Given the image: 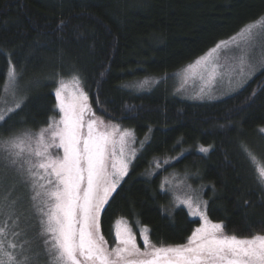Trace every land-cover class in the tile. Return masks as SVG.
I'll return each mask as SVG.
<instances>
[{
    "label": "trees",
    "instance_id": "obj_1",
    "mask_svg": "<svg viewBox=\"0 0 264 264\" xmlns=\"http://www.w3.org/2000/svg\"><path fill=\"white\" fill-rule=\"evenodd\" d=\"M263 16L264 0H0V89L14 69L22 98L0 122V139L46 127L59 113L58 80L79 79L94 115L149 136L99 222L89 215L105 242H117L119 218L148 228L157 249L189 239L199 221L173 207L164 168L151 171L155 160L183 151L172 168L198 172L209 218L240 238L264 234V69L211 101L184 99L166 82L149 92L132 85L173 75ZM82 179L71 231L77 263L88 264L78 251ZM37 213L0 202V264H55ZM8 250L15 257L7 259Z\"/></svg>",
    "mask_w": 264,
    "mask_h": 264
},
{
    "label": "rangeland",
    "instance_id": "obj_2",
    "mask_svg": "<svg viewBox=\"0 0 264 264\" xmlns=\"http://www.w3.org/2000/svg\"><path fill=\"white\" fill-rule=\"evenodd\" d=\"M263 69L264 16L173 75L146 77L132 85L136 91L149 92L166 82L184 99L211 101L237 92ZM16 81L15 70L10 69L0 89V122L22 101ZM56 93L59 113L46 127L0 139V202H8L15 212L23 208L31 215L38 212L55 264H78L71 229L76 206L73 202L78 199L83 176L86 193L79 204L83 225L78 251L88 264H264V234L240 238L226 232L222 223L212 221L207 214L205 184L197 181L198 172L192 167L172 168L189 153L184 151L174 160H155L151 171L164 168L162 189L170 194L173 207L186 209L199 221L189 239L157 249L148 228L138 225L136 229L129 220L119 218L113 230L117 242H105L98 223L93 231L90 229L89 215L91 220L95 215L99 222L100 213L149 136L139 139L134 129L94 115L87 109L89 96L79 79H59ZM85 108L88 115L84 113L87 118L82 122ZM197 150L207 154L210 147ZM5 254L7 259L15 257L10 250ZM129 257L132 260L128 262L125 258Z\"/></svg>",
    "mask_w": 264,
    "mask_h": 264
},
{
    "label": "water",
    "instance_id": "obj_3",
    "mask_svg": "<svg viewBox=\"0 0 264 264\" xmlns=\"http://www.w3.org/2000/svg\"><path fill=\"white\" fill-rule=\"evenodd\" d=\"M82 147H83V140H82V142H81V152H83V151H82Z\"/></svg>",
    "mask_w": 264,
    "mask_h": 264
},
{
    "label": "flooded vegetation",
    "instance_id": "obj_4",
    "mask_svg": "<svg viewBox=\"0 0 264 264\" xmlns=\"http://www.w3.org/2000/svg\"><path fill=\"white\" fill-rule=\"evenodd\" d=\"M73 204V203H72ZM72 206V205H71Z\"/></svg>",
    "mask_w": 264,
    "mask_h": 264
}]
</instances>
